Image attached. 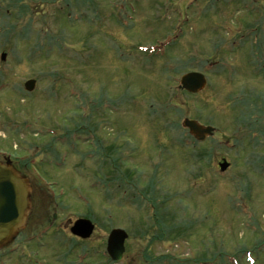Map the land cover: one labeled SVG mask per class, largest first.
<instances>
[{
    "label": "rangeland",
    "instance_id": "rangeland-1",
    "mask_svg": "<svg viewBox=\"0 0 264 264\" xmlns=\"http://www.w3.org/2000/svg\"><path fill=\"white\" fill-rule=\"evenodd\" d=\"M190 71L207 79L196 94L180 87ZM185 118L213 135L193 142ZM1 151L28 179L33 212L0 264L98 263L113 228L129 234L121 264L146 246L264 264V0H0ZM130 195L166 214L168 240L135 242L152 221ZM80 218L95 224L85 240L70 231Z\"/></svg>",
    "mask_w": 264,
    "mask_h": 264
},
{
    "label": "water",
    "instance_id": "water-1",
    "mask_svg": "<svg viewBox=\"0 0 264 264\" xmlns=\"http://www.w3.org/2000/svg\"><path fill=\"white\" fill-rule=\"evenodd\" d=\"M7 53L1 54L5 60ZM207 84L204 73L191 71L181 77V87L191 93H198ZM36 80L29 79L25 82V88L32 91L35 88ZM183 126L188 128L196 140L204 141L214 133L213 126H206L195 119L185 118ZM220 169L225 171L229 163L226 159L219 163ZM30 185L28 179L18 174L15 169L8 164L0 162V248L12 242L18 231L25 223L28 210L30 208ZM94 223L87 218H80L74 222L71 232L82 238H89L94 232ZM128 233L122 228L111 230L108 241L107 251L114 260L122 259L125 252V241Z\"/></svg>",
    "mask_w": 264,
    "mask_h": 264
},
{
    "label": "flooded vegetation",
    "instance_id": "flooded-vegetation-1",
    "mask_svg": "<svg viewBox=\"0 0 264 264\" xmlns=\"http://www.w3.org/2000/svg\"><path fill=\"white\" fill-rule=\"evenodd\" d=\"M121 20V19H120ZM116 22H117V18H116ZM4 152H0V155H2L3 157L0 158V161L4 162V163H7L8 162V158L5 157V155L3 154ZM11 166L14 167L16 170H18V172L21 173V168L20 166H16L14 164V161H11ZM141 196H143V194L140 193ZM30 196H31V202H30V208L28 210V214L26 216V220H25V225L22 227V229H20L18 231V233L20 234L27 226V223L29 222L30 220V217H31V213L33 212V193L31 191L30 193ZM127 200L136 207V211H143L145 210L147 213H148V216H150V221H152V224L150 225H146L144 224L145 222L141 223V225L139 226V228L136 230L138 233L135 235V242H139L141 240H143V238H149L150 239V243L152 242V240L155 242L158 241L159 239H161V237H165L167 240L169 238V232L167 231H170L169 228H170V225L169 224H166V220L164 218H166V214L163 213V215H160L158 214V207L155 206V204H148L146 207H143L142 204L139 202V200L135 198V196H131L129 198H127ZM147 202L150 203V200L147 198L146 199ZM54 218V221H56V219L58 218V213H54L53 216ZM149 220V219H148ZM147 221V220H146ZM151 225L152 226H155L154 228H156V233L154 234H149L148 231L151 230ZM142 227V228H141ZM53 227L49 228V227H46L44 229H41L39 231H36V232H31L29 233L28 235V238L26 241H24L25 243H31V244H35L37 243L38 241H40L42 239V237L44 238L46 235L49 234V230H51ZM43 231V232H42ZM175 233H178L176 231H174ZM180 232V231H179ZM37 233V234H36ZM35 234V235H34ZM178 234H181V233H178ZM18 235V234H17ZM75 236V235H74ZM77 237L78 239L80 240H85V239H82L78 236H75ZM173 237L175 238L174 240H176L178 238V235H173ZM17 239V236L16 238L10 242L9 244L6 245L9 246L11 245L13 242H15ZM128 239V238H127ZM149 241V240H148ZM36 246V245H35ZM149 250V247L146 246L144 247L141 251H140V254L137 255V256H134L132 257V261H135L139 264H176V263H181L183 262L182 260H188L190 261L189 259H186V257H183L182 258V253L179 252V249H178V252H177V249L174 248L173 246V249L171 250H166L164 251L163 253H161V255H158V256H154V255H150L148 254V251ZM102 256L100 257L99 259V262L98 263H91V264H121L123 259L125 258L123 256V258L119 261H115L113 260L110 256H108L106 253V249H103V252H102ZM125 254V253H124ZM197 254V252H196ZM196 256V255H195ZM198 257V256H197ZM88 259L89 257L88 256H81V255H74V256H68L67 259H64V260H61V259H56L57 263L59 264H90L88 263ZM31 264H57L56 261H53V260H50V258L48 257H45V258H38V259H34L32 257H29V260H28ZM192 264H198L199 262L201 263L202 260L200 258H196L194 257L192 259V261H190Z\"/></svg>",
    "mask_w": 264,
    "mask_h": 264
},
{
    "label": "trees",
    "instance_id": "trees-1",
    "mask_svg": "<svg viewBox=\"0 0 264 264\" xmlns=\"http://www.w3.org/2000/svg\"><path fill=\"white\" fill-rule=\"evenodd\" d=\"M260 120V119H259ZM80 131V130H79ZM78 131V132H79ZM88 131H90V130H88ZM74 134V133H73ZM72 134V135H73ZM71 134H67V135H63V136H61L60 137V139L61 138H66L68 141H70L69 143L72 145L73 144V140H74V138L77 140V141H79V139L78 138H76V137H74V136H72ZM71 136H72V138H71ZM77 136H79V135H77ZM57 138V137H56ZM56 138H54L55 140H56ZM60 139H57L56 141H59ZM55 140H53V141H55ZM99 146H98V150H99V147H100V144L99 143H97ZM72 146H74V145H72ZM97 150V151H98ZM121 175V174H120ZM123 179L124 181H125V183L127 184V185H132V183H131V181H129L126 177H122V176H120V179Z\"/></svg>",
    "mask_w": 264,
    "mask_h": 264
}]
</instances>
